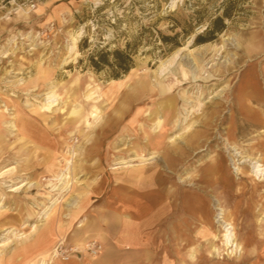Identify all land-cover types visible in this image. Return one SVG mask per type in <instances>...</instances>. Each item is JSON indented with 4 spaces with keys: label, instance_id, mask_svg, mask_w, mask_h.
I'll return each mask as SVG.
<instances>
[{
    "label": "rangeland",
    "instance_id": "374dc122",
    "mask_svg": "<svg viewBox=\"0 0 264 264\" xmlns=\"http://www.w3.org/2000/svg\"><path fill=\"white\" fill-rule=\"evenodd\" d=\"M218 17L223 32L195 43ZM83 39L88 42L81 50ZM102 48L131 51L133 68L118 80L94 72L87 55ZM263 68L264 0H0V245L8 242L0 261L5 250L37 235L33 226L42 224L39 217L54 199L52 218L65 210L83 185L82 149L107 121L113 130L104 146L120 142L128 153L139 140H120L121 129L137 111L145 117L156 111L151 101L170 98L176 114L167 128L182 148L180 165L168 170L155 150L111 165L128 169L156 161L178 191L199 194L207 205L208 221L202 222L182 213L181 196H175L173 222L184 218L190 230L167 235L170 259L157 264H264V175L255 177L249 161L255 157L264 167ZM144 81L153 89L113 126V111L129 88ZM253 85L257 97L251 99ZM53 94L56 100L46 109ZM157 125L165 132L158 119L155 137ZM35 141L58 146L47 165L26 166L46 157L35 151ZM207 171L214 175L209 181ZM59 185L67 190H54ZM222 217L233 228L232 245L225 244ZM11 229L26 237L6 234ZM44 252L31 264H39Z\"/></svg>",
    "mask_w": 264,
    "mask_h": 264
},
{
    "label": "crops",
    "instance_id": "0c3cea01",
    "mask_svg": "<svg viewBox=\"0 0 264 264\" xmlns=\"http://www.w3.org/2000/svg\"><path fill=\"white\" fill-rule=\"evenodd\" d=\"M262 73L264 75V68ZM252 76L255 81L254 71ZM255 89L257 88L254 86L250 95L251 99H254ZM129 96L128 92L121 100L118 109L121 110L122 115L117 122L112 121L113 126L125 117L132 103L137 102L140 95L131 101ZM167 100H162L160 103L156 102L157 100L151 101L157 105V107L153 105L156 111L150 112L147 117L143 115L144 112L137 111L129 124L121 129L120 140L125 136H135L139 140V143L135 144L128 153L122 152L120 142L104 146V138L109 136L113 130L111 128H104L105 130L103 129L100 134L102 136L93 137L94 139L83 147L85 157L82 164L85 166L83 170L86 171V174L81 177L83 185L79 189L76 188L70 195L65 210L55 213L49 225V234L52 239L46 240L41 249L30 254L31 256H22L18 259L19 262L14 261L11 264H31V260L38 259L35 255L59 242L66 246L83 247L91 241H98L102 246V251L96 258L80 255L73 257V260L68 263L56 261L54 264H157L169 261L167 235L173 236V233L177 231L180 236H183L185 231L190 230L189 225L183 223L184 218L181 222H173L176 195L181 196L178 209L182 213L194 214L202 222L208 221V208L202 196L188 191H178L161 171V164L158 162L155 161L154 164L144 167L111 169V165H115L120 160H126L125 157L151 155L153 150L158 152L157 158L161 159V163L168 170L173 171L180 165L184 157V154L180 152L182 148L178 146V141L175 144L167 141L169 137L167 122L176 114L175 107L167 108ZM170 101L176 104L175 99ZM122 102H125V108L122 107ZM158 119L164 121L165 136L157 147L152 143L146 145L147 137L151 142L153 139L157 140L152 127ZM147 120L150 126L144 124L138 126V123ZM38 134L41 135V140L46 138L44 131H39ZM96 138L98 140L95 142ZM34 146L35 151L43 152L46 157L42 160L37 156L33 160H28V165L22 163L23 165H47L46 160L51 161L58 148L56 144H46L44 141L43 143L35 141ZM114 151L120 153L113 155ZM204 175L205 181L211 180L214 176L211 171H207ZM71 200L73 203L70 202ZM31 234H28L29 237L23 244L30 245L37 239L35 233ZM14 250L10 248L5 250L6 254H2V258L6 260Z\"/></svg>",
    "mask_w": 264,
    "mask_h": 264
},
{
    "label": "bare ground",
    "instance_id": "6f19581e",
    "mask_svg": "<svg viewBox=\"0 0 264 264\" xmlns=\"http://www.w3.org/2000/svg\"><path fill=\"white\" fill-rule=\"evenodd\" d=\"M72 47H74V46H72ZM162 72H164V68L162 67L161 69H160V73H162ZM187 77V76H186ZM128 78V77H127ZM145 78V77H144ZM142 80V79H141ZM144 80V79H143ZM138 81V80H137ZM136 81V82H137ZM122 84V83H121ZM150 87V89H153V85L150 83V82H148V81H144V82H138L137 84H135L132 88H129V93H130V96H129V100L131 101L132 99L133 100H135V99H137V97L139 96V95H141V94H143V92L146 90V89H148ZM118 90H121L122 89V87L121 86H119L118 88H117ZM170 89V88H169ZM169 89H166V90H169ZM260 92V91H259ZM128 95V94H127ZM247 98V97H246ZM55 100L56 99H54V94L53 95H51V96H49V100H48V104L46 105V109H49L50 108V106L55 102ZM127 101V100H126ZM247 101V100H246ZM167 103H166V106H167V108L168 109H172L175 105V103L173 102V101H170V99H168L167 101H166ZM260 102V101H259ZM130 103V102H129ZM120 105V104H119ZM122 107H124V105H125V102H122ZM243 106V105H242ZM125 108V107H124ZM249 110V109H248ZM113 121L115 120L116 122L121 118V115H122V112H121V110L120 109H116V110H114L113 111ZM33 118V117H32ZM31 118V119H32ZM33 120V119H32ZM111 121V120H110ZM110 121H107L106 123H105V121H102L101 123H105V126H104V128L106 129V128H109L108 126L111 124V122ZM115 121H114V123H115ZM36 123V122H35ZM161 123V122H160ZM19 125H20V123H19ZM22 126V125H21ZM156 126V125H155ZM24 127V126H23ZM159 127H161L160 125H157V127H156V129H155V131L157 132L158 131V129L157 128H159ZM99 129V128H98ZM104 129V130H105ZM100 130V129H99ZM100 132H102V131H100ZM29 133V132H28ZM155 134V133H154ZM189 135H191V134H189ZM100 136H102V135H100ZM164 136H165V132L164 131H158L157 132V135H156V141H154V139H153V141L151 142L150 141V139L148 138L147 139V141H146V145H149V144H153V145H155L156 147H157V145L162 141V139L164 138ZM188 136V135H187ZM196 136V135H195ZM186 137V136H185ZM185 137H180V138H182V139H184ZM194 137V136H193ZM196 138V137H195ZM94 139V138H93ZM177 139V136L175 137H171V136H169L168 138H167V141H168V143H173V144H175L178 140H176ZM96 140H98L97 138L95 139V142H96ZM87 141V140H86ZM91 142V141H90ZM259 145V144H258ZM78 146V145H77ZM96 147V146H95ZM94 147V148H95ZM154 147V146H153ZM153 149H156V148H153ZM255 150V149H254ZM261 150V149H260ZM154 151V150H153ZM152 151V152H153ZM255 152V151H254ZM262 152H263V150H262ZM255 158V157H254ZM254 158H250L249 159V161H250V163H251V173L255 176V177H258V179L259 178H261L263 175H264V167H263V165L262 164H260L259 163V160H254ZM166 162V161H165ZM118 168H115V169H113V170H117ZM3 174V172H0V176ZM63 176H64V174H62L59 178H60V181H64V178H63ZM129 179V178H128ZM135 179V178H134ZM137 179V178H136ZM157 179V178H156ZM154 180V179H153ZM144 182V181H143ZM152 183V182H151ZM141 186V185H140ZM57 188V187H56ZM55 187H54V190H61V191H66L67 189H66V186H64V187H61V185H59V188L58 189H56ZM18 189H20V187L19 188H12L10 191H12V192H15V191H17ZM158 198V197H157ZM200 201V200H199ZM69 202V201H68ZM70 202H72V200L70 201ZM56 203H57V199H54L52 202H51V204H50V206H48L43 212H42V214H41V216L39 217V220H40V222H42V224L40 225V224H38V225H34L33 226V228L36 230H38V231H40V229H42L41 230V232H37V235H36V237H37V239L32 243V244H30V245H22L20 248H18L17 247V249H15L14 251H13V254H11L6 260H5V262H3V261H0V264H11V263H14V261H17V262H19L20 260H18V259H20L22 256H28V255H30V254H33V253H35L36 251H38L39 249H41V247L43 246L42 244L46 241V240H51L52 238L50 237V229H49V225H50V222H51V220L53 219L52 218V216H53V214H52V212L51 211H53L52 210V208L53 207H55V205H56ZM73 203V202H72ZM201 203V202H200ZM71 204V203H70ZM69 207V206H68ZM73 207V206H72ZM50 212V213H49ZM67 213V212H66ZM222 214V213H221ZM234 214V213H233ZM223 215V214H222ZM64 216V215H63ZM231 218H233V217H231ZM228 220V219H227ZM222 221H223V229H224V231H225V233L223 234V238H224V241H225V244L226 245H232L233 244V240H234V231H233V228H232V226H231V224L230 223H227V221H225L224 219H223V217H222ZM231 221V220H230ZM234 226V225H233ZM14 229H11V230H8V232L6 233V234H12V235H14V236H16V237H18L19 239H23V238H25L26 236L24 235V234H20V235H16L14 232ZM34 231V230H33ZM99 238V237H98ZM79 239V238H78ZM6 240H8V238H6ZM64 241V240H63ZM81 241V240H80ZM77 243V242H76ZM85 243V242H84ZM8 244V242H6V241H4V242H2V244L0 245V253L2 252V248L4 247V246H6ZM55 245V244H54ZM78 245V244H77ZM53 247L54 246H52V247H50V248H48V249H45L44 251V255H42L41 256V258L39 259V261H38V263L39 264H47V260H48V258H49V255H50V251L53 249ZM82 247V246H81ZM235 247V246H234ZM237 248V247H236ZM18 255H21V256H18ZM17 256H18V258H17ZM31 256V255H30ZM29 259V258H28ZM71 260H73V259H70L69 261H71ZM56 261H51V263L50 264H54ZM62 263H67V262H62Z\"/></svg>",
    "mask_w": 264,
    "mask_h": 264
},
{
    "label": "trees",
    "instance_id": "16d2710c",
    "mask_svg": "<svg viewBox=\"0 0 264 264\" xmlns=\"http://www.w3.org/2000/svg\"><path fill=\"white\" fill-rule=\"evenodd\" d=\"M225 17H228V15H225ZM224 29V19L218 17L202 34L196 36L195 43L203 44L213 41L217 34L222 33ZM165 40H169V38ZM87 42V39L82 40L81 50L86 47ZM87 63L88 67L94 72L100 73L105 71L109 78L118 80L133 68V53L120 48L112 51L102 48L100 50L90 51L87 55Z\"/></svg>",
    "mask_w": 264,
    "mask_h": 264
},
{
    "label": "built area",
    "instance_id": "2783aa9c",
    "mask_svg": "<svg viewBox=\"0 0 264 264\" xmlns=\"http://www.w3.org/2000/svg\"><path fill=\"white\" fill-rule=\"evenodd\" d=\"M34 7V6H32ZM102 251V246L97 241H91L83 247L66 246L64 243H57L50 251L47 264L51 261L67 262L75 256L87 255L91 258L97 257Z\"/></svg>",
    "mask_w": 264,
    "mask_h": 264
}]
</instances>
